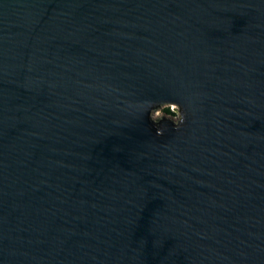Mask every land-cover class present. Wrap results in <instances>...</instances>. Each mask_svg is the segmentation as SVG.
Returning a JSON list of instances; mask_svg holds the SVG:
<instances>
[{
  "label": "water",
  "instance_id": "water-1",
  "mask_svg": "<svg viewBox=\"0 0 264 264\" xmlns=\"http://www.w3.org/2000/svg\"><path fill=\"white\" fill-rule=\"evenodd\" d=\"M0 264H264V0H0Z\"/></svg>",
  "mask_w": 264,
  "mask_h": 264
},
{
  "label": "rangeland",
  "instance_id": "rangeland-1",
  "mask_svg": "<svg viewBox=\"0 0 264 264\" xmlns=\"http://www.w3.org/2000/svg\"><path fill=\"white\" fill-rule=\"evenodd\" d=\"M164 107H166V106H163V107H161L160 109H158L157 111H155V112L153 113V117H157V116H159V115H162V114H163V108H164ZM169 107H170V109L175 110V108H174L172 105H169Z\"/></svg>",
  "mask_w": 264,
  "mask_h": 264
},
{
  "label": "trees",
  "instance_id": "trees-1",
  "mask_svg": "<svg viewBox=\"0 0 264 264\" xmlns=\"http://www.w3.org/2000/svg\"><path fill=\"white\" fill-rule=\"evenodd\" d=\"M173 109H170L169 106H166L163 108V113H166V114H173Z\"/></svg>",
  "mask_w": 264,
  "mask_h": 264
}]
</instances>
